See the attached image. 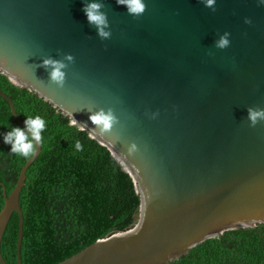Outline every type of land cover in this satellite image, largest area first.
I'll return each instance as SVG.
<instances>
[{"label": "water", "instance_id": "1", "mask_svg": "<svg viewBox=\"0 0 264 264\" xmlns=\"http://www.w3.org/2000/svg\"><path fill=\"white\" fill-rule=\"evenodd\" d=\"M90 2L103 5L107 39L82 11ZM144 3L134 19L117 0H0V71L105 144L140 198L133 227L53 264H165L204 238L264 222V121L249 127L247 119L249 107L264 109V0ZM225 33L229 46L220 49ZM49 58L66 65L62 87L43 66ZM101 111L115 118L106 132L89 118ZM40 151L7 194L3 186L0 242L17 212L16 264L19 194ZM0 264H8L1 251Z\"/></svg>", "mask_w": 264, "mask_h": 264}, {"label": "trees", "instance_id": "2", "mask_svg": "<svg viewBox=\"0 0 264 264\" xmlns=\"http://www.w3.org/2000/svg\"><path fill=\"white\" fill-rule=\"evenodd\" d=\"M0 88L18 117L45 121L38 156L26 170L19 194L23 214L21 264H53L97 238L133 227L139 194L132 176L110 149L57 106L0 71ZM20 127L0 95V209L27 158L11 153L3 137ZM83 151L76 150V141ZM4 186V191H3ZM18 214L13 212L0 242L8 264H16ZM165 264H264V222L224 230L191 246Z\"/></svg>", "mask_w": 264, "mask_h": 264}, {"label": "clouds", "instance_id": "3", "mask_svg": "<svg viewBox=\"0 0 264 264\" xmlns=\"http://www.w3.org/2000/svg\"><path fill=\"white\" fill-rule=\"evenodd\" d=\"M203 2L206 7H211L214 5L215 0H203ZM117 4L126 6L128 15L134 19L139 18L146 11L144 0H117ZM102 7L101 3L90 2L84 4L82 11L85 13L88 23L96 27L98 35L102 39H107L111 34L109 31H105V28L108 27V21L106 13L101 12ZM213 11H215V8H213ZM245 22L251 23L250 20H246ZM227 35L228 33H225L218 40L216 47L224 49L229 46V41L226 38ZM66 58L72 60L71 56H67ZM43 66L46 68L51 66L52 71L49 74L51 82L62 87L65 74L61 69L66 65L49 58L43 61ZM247 112L249 127H255L258 123L264 121V109L249 107ZM89 118L93 125L99 128L101 132L109 131L115 122V118L111 113L105 114L103 111L93 114ZM24 124V129L20 127L11 128L4 135L3 140L5 144L11 145V153L24 158H31L36 154L38 147L43 142L42 132L45 129V121L40 116H36L35 118L29 116L25 119ZM75 147L77 151H83V145L79 140L76 141Z\"/></svg>", "mask_w": 264, "mask_h": 264}]
</instances>
